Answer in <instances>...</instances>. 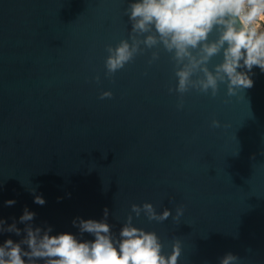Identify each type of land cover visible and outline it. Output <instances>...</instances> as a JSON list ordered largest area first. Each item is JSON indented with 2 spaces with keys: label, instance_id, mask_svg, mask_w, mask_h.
Segmentation results:
<instances>
[{
  "label": "water",
  "instance_id": "obj_1",
  "mask_svg": "<svg viewBox=\"0 0 264 264\" xmlns=\"http://www.w3.org/2000/svg\"><path fill=\"white\" fill-rule=\"evenodd\" d=\"M130 2L0 0V219L23 230L27 208L34 227L94 240L73 220L99 221L107 207L118 236L131 205L147 202L173 217L132 213L133 225L154 231L165 254L178 238V264H219L228 252L264 264V73L254 67L253 87L233 96L225 84L215 97L190 90L183 108L162 49L107 78L106 46L129 38ZM24 235L4 232L0 244Z\"/></svg>",
  "mask_w": 264,
  "mask_h": 264
},
{
  "label": "clouds",
  "instance_id": "obj_2",
  "mask_svg": "<svg viewBox=\"0 0 264 264\" xmlns=\"http://www.w3.org/2000/svg\"><path fill=\"white\" fill-rule=\"evenodd\" d=\"M124 12L131 31L128 39L106 46L107 78L137 55L156 49L148 62L151 65L159 59L162 49L175 66L177 84L169 92L180 94L177 107L183 108V95L190 90L215 97L220 85L225 84L227 95L233 96L237 90L253 87L254 67L264 73V0H131ZM215 57H220V62L209 67ZM95 80L99 82L100 77ZM111 97V91L100 95V99ZM212 126L219 127L220 121L213 120ZM15 203L5 201L9 207ZM34 203L42 206L46 201L35 195ZM183 212V207H177L174 218ZM132 213L137 218L143 213L149 221L157 222L173 217L168 208L158 213L151 203L132 204L117 236L108 223L106 207L99 221L73 220L81 236L88 233L94 237L82 240L71 233L51 235V226L34 227L31 222L36 214L25 208L19 218V223L25 224L23 230L16 221L5 227L6 221L0 219V234L25 233L19 242L7 239L0 244V264H178L180 240L174 239L171 252L165 254L160 237L154 231L134 226ZM239 260V256L228 252L219 264H238Z\"/></svg>",
  "mask_w": 264,
  "mask_h": 264
}]
</instances>
